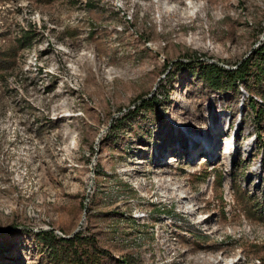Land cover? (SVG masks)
Here are the masks:
<instances>
[{
	"label": "rangeland",
	"instance_id": "rangeland-1",
	"mask_svg": "<svg viewBox=\"0 0 264 264\" xmlns=\"http://www.w3.org/2000/svg\"><path fill=\"white\" fill-rule=\"evenodd\" d=\"M87 2L0 0V48L39 34L0 78V264H58L41 231L95 264H264L263 87L198 74L255 56L264 0Z\"/></svg>",
	"mask_w": 264,
	"mask_h": 264
},
{
	"label": "trees",
	"instance_id": "trees-1",
	"mask_svg": "<svg viewBox=\"0 0 264 264\" xmlns=\"http://www.w3.org/2000/svg\"><path fill=\"white\" fill-rule=\"evenodd\" d=\"M52 1L53 0H48V2ZM87 1V6L89 8L94 7L95 4L94 2L92 3L93 0ZM38 35L36 29L22 28L18 37L12 40L9 46L4 49L0 48V78L8 79L5 74L9 71H14L18 64V60L20 59V52L32 48ZM255 51V56H251L241 64L236 63L235 66L237 67L233 69H227L217 63L201 62V60H199L198 64L200 68L198 74L202 81L213 90H238L240 88L239 83L243 82L247 89H250L252 86H262L263 89H261L260 92L264 94V41ZM178 65L181 66L183 64L178 63ZM138 101L139 100L136 102ZM143 104L144 106H147L148 103L145 102ZM249 104L255 112L256 117L259 118L264 110L257 106L256 99L253 98V96L250 98ZM261 122L262 120L259 122V125ZM39 236L44 241H59L64 243V247L68 248L66 254L65 251L59 253L57 257L59 258L58 264H63L65 261L71 262L72 264H95L92 260V254L95 251L92 250V252H90L86 250L87 248H82L83 245H91L92 247V244H94V239L88 235L79 232L70 238H65L54 231H41ZM93 247H96L95 244ZM103 252L108 253L105 250H103ZM123 264H128V262L124 260Z\"/></svg>",
	"mask_w": 264,
	"mask_h": 264
},
{
	"label": "bare ground",
	"instance_id": "bare-ground-1",
	"mask_svg": "<svg viewBox=\"0 0 264 264\" xmlns=\"http://www.w3.org/2000/svg\"><path fill=\"white\" fill-rule=\"evenodd\" d=\"M170 10V8H168V10L167 11H169ZM190 13H192V14H195L196 13V9H193V11L191 12L190 11ZM226 146V145H225ZM209 150V154H210V156L211 155H214L215 154V150H213L212 148L211 149H208ZM230 151V149H228V147H227V149H225V152H229ZM204 152V151H203ZM214 157V156H213ZM162 173V172H161ZM168 181V179L167 178H165V177H162L161 178V180H160V185L162 186V185H164L166 182ZM206 220L205 219H203L201 222H205ZM200 222V221H199ZM232 261H234V260H232ZM231 261H229L228 263H230Z\"/></svg>",
	"mask_w": 264,
	"mask_h": 264
},
{
	"label": "water",
	"instance_id": "water-1",
	"mask_svg": "<svg viewBox=\"0 0 264 264\" xmlns=\"http://www.w3.org/2000/svg\"><path fill=\"white\" fill-rule=\"evenodd\" d=\"M214 63H217V64H220V63H218V62H214ZM79 230V228L76 230V231H78ZM76 232H74L73 234H70V235H62V237H65V238H70V237H72V236H74V234H75Z\"/></svg>",
	"mask_w": 264,
	"mask_h": 264
}]
</instances>
